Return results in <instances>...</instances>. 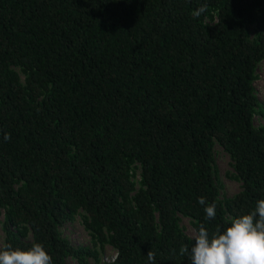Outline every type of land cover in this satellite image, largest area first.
<instances>
[{
    "label": "trees",
    "instance_id": "1",
    "mask_svg": "<svg viewBox=\"0 0 264 264\" xmlns=\"http://www.w3.org/2000/svg\"><path fill=\"white\" fill-rule=\"evenodd\" d=\"M263 61L264 0H0L4 250L99 264L109 245L103 264H152L149 251L192 264L181 216L211 235L264 199ZM216 146L241 184L232 198ZM80 212L94 251L60 231Z\"/></svg>",
    "mask_w": 264,
    "mask_h": 264
},
{
    "label": "clouds",
    "instance_id": "2",
    "mask_svg": "<svg viewBox=\"0 0 264 264\" xmlns=\"http://www.w3.org/2000/svg\"><path fill=\"white\" fill-rule=\"evenodd\" d=\"M206 10V5L194 15L199 16ZM5 140L11 135L5 134ZM205 205L204 197L198 199ZM216 204L205 207V219L216 217ZM194 246L190 249L192 264H264V199L257 201L255 209L249 214L233 218L224 231L219 227L211 235L204 224H200L193 236ZM180 254L189 253L186 244L180 248ZM147 259L154 264L155 254L147 253ZM0 264H52V257L43 245L36 243L28 250H13L8 246L0 251Z\"/></svg>",
    "mask_w": 264,
    "mask_h": 264
},
{
    "label": "rangeland",
    "instance_id": "3",
    "mask_svg": "<svg viewBox=\"0 0 264 264\" xmlns=\"http://www.w3.org/2000/svg\"><path fill=\"white\" fill-rule=\"evenodd\" d=\"M258 79L255 83V89L257 97L264 107V61L257 69ZM256 127L264 126V119L260 116H256L254 120ZM215 159L218 171V179L222 185L221 197L232 198L241 191V184L233 180V167L232 161L229 155L223 151L219 146L215 147ZM136 182L140 180V173L136 174ZM4 223V210L0 209V251L4 250L5 246V234L3 231ZM180 224L185 234L191 238L195 235V230L192 225V221L189 218L180 217ZM60 231L64 238H66L73 246L77 248H90L94 251L93 238L87 231L83 223V214L80 212L73 219L68 220L61 228ZM99 253V264L113 261L116 258L115 250L105 245L103 248L98 246L96 249ZM95 250V251H96ZM89 264H96L94 258L88 259ZM67 264H79L74 259H68Z\"/></svg>",
    "mask_w": 264,
    "mask_h": 264
}]
</instances>
